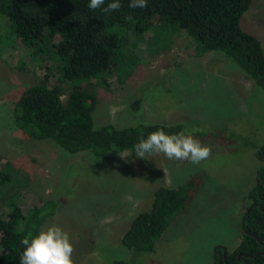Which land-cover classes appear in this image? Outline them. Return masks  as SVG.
Masks as SVG:
<instances>
[{"label":"rangeland","instance_id":"obj_1","mask_svg":"<svg viewBox=\"0 0 264 264\" xmlns=\"http://www.w3.org/2000/svg\"><path fill=\"white\" fill-rule=\"evenodd\" d=\"M240 24L264 49V0H253ZM169 26V36L121 28L120 54L106 75L107 86L95 78L83 84L94 96L95 126L183 123L186 135L211 148L199 164L163 154L140 158L128 151L105 157L88 151L71 154L25 135L14 122L21 93L45 74L65 94L68 88L60 81L61 62L51 46L42 43L38 50L24 45L10 20L0 18V168L6 161L15 168L5 194L17 197L24 212L53 202L41 230L57 225L68 233L74 264L115 259L211 264L216 246L231 252L239 242L240 215L259 165L256 150L264 144V93L231 59L200 53L186 32ZM136 100L139 107L133 109ZM189 181L194 187L184 209L153 252L135 255L121 244L134 216L150 207L157 187Z\"/></svg>","mask_w":264,"mask_h":264},{"label":"trees","instance_id":"obj_2","mask_svg":"<svg viewBox=\"0 0 264 264\" xmlns=\"http://www.w3.org/2000/svg\"><path fill=\"white\" fill-rule=\"evenodd\" d=\"M252 1L148 0L147 8L132 9L128 7L130 0H120L121 8L106 16L101 9L90 10V0H0V18L10 20L15 36L24 45L38 50L42 43L51 46L61 62L60 81L68 88L65 94L45 74L16 100V126L25 135L50 141L68 153L88 151L95 157L122 151L135 154L134 145L156 130L169 134L184 132L185 125L179 122H135L123 127L111 123L94 125V96L83 81L95 78L106 85V75L120 54L119 32L131 26L139 35L153 29L169 36L172 32L169 25L183 30L200 53L213 51L231 59L264 93L262 43L240 24ZM139 103L140 100L134 101L133 109ZM256 157L259 165L255 182L240 215V239L231 252L226 251V261L221 264H264V144L257 148ZM14 171L7 161L0 168V264H20L25 247L22 240L29 233L38 234L48 211L53 209V202L47 200L24 212L17 197L7 196L5 192L14 182ZM193 187L192 181L175 187H157L150 207L134 216L120 239L121 244L135 255L153 252L157 239L184 209ZM251 204L254 205L246 211ZM217 250L222 251L219 247ZM217 261L215 253L211 264ZM110 264L133 263L115 259Z\"/></svg>","mask_w":264,"mask_h":264},{"label":"clouds","instance_id":"obj_3","mask_svg":"<svg viewBox=\"0 0 264 264\" xmlns=\"http://www.w3.org/2000/svg\"><path fill=\"white\" fill-rule=\"evenodd\" d=\"M128 7L147 8L148 0H130ZM88 8L101 9L107 16L119 10L121 3L120 0H110L107 4L106 0H90ZM133 152L140 158L163 154L169 160L199 164L211 155V148L202 145L199 140L184 132L169 134L164 130H156L146 138L140 139L134 145ZM21 243L25 247L19 257L20 264H74L72 259L74 246L68 233L57 225H51L34 236L29 233Z\"/></svg>","mask_w":264,"mask_h":264},{"label":"water","instance_id":"obj_4","mask_svg":"<svg viewBox=\"0 0 264 264\" xmlns=\"http://www.w3.org/2000/svg\"><path fill=\"white\" fill-rule=\"evenodd\" d=\"M253 205L254 204H251L250 206H248L247 209H246V211H248ZM244 220H245V215H243L242 218H241V227H242V229H244ZM217 247L221 248L223 250V255H225V250H226L225 247L220 246V245L219 246H216L214 248L215 251L217 250ZM257 254H255V255H257ZM246 256L250 257L249 254H247ZM239 257L242 258V255H239ZM221 261H222L221 260V256H219L218 261H217V264H221Z\"/></svg>","mask_w":264,"mask_h":264},{"label":"flooded vegetation","instance_id":"obj_5","mask_svg":"<svg viewBox=\"0 0 264 264\" xmlns=\"http://www.w3.org/2000/svg\"><path fill=\"white\" fill-rule=\"evenodd\" d=\"M215 253H216V255H217V258H219V256H221V260H222V261H226V250H225V255H223V250H222V251H218V250H216ZM222 261H221V262H222Z\"/></svg>","mask_w":264,"mask_h":264}]
</instances>
